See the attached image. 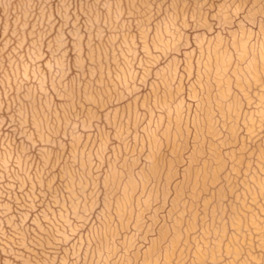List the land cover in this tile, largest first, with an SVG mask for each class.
<instances>
[{"label":"rangeland","instance_id":"1","mask_svg":"<svg viewBox=\"0 0 264 264\" xmlns=\"http://www.w3.org/2000/svg\"><path fill=\"white\" fill-rule=\"evenodd\" d=\"M0 264H264V0H0Z\"/></svg>","mask_w":264,"mask_h":264}]
</instances>
